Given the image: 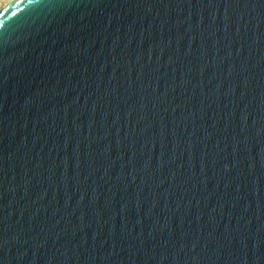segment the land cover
I'll use <instances>...</instances> for the list:
<instances>
[{
  "label": "water",
  "instance_id": "obj_1",
  "mask_svg": "<svg viewBox=\"0 0 264 264\" xmlns=\"http://www.w3.org/2000/svg\"><path fill=\"white\" fill-rule=\"evenodd\" d=\"M0 264H264V0H3Z\"/></svg>",
  "mask_w": 264,
  "mask_h": 264
},
{
  "label": "bare ground",
  "instance_id": "obj_2",
  "mask_svg": "<svg viewBox=\"0 0 264 264\" xmlns=\"http://www.w3.org/2000/svg\"><path fill=\"white\" fill-rule=\"evenodd\" d=\"M2 1H3V0H0V5H1Z\"/></svg>",
  "mask_w": 264,
  "mask_h": 264
}]
</instances>
